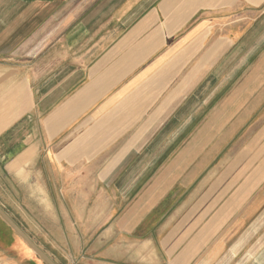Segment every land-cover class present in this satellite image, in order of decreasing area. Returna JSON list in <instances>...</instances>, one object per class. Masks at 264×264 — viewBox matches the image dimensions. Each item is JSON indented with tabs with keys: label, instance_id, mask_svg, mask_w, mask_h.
Wrapping results in <instances>:
<instances>
[{
	"label": "crops",
	"instance_id": "1",
	"mask_svg": "<svg viewBox=\"0 0 264 264\" xmlns=\"http://www.w3.org/2000/svg\"><path fill=\"white\" fill-rule=\"evenodd\" d=\"M0 168L55 264H264V0H0Z\"/></svg>",
	"mask_w": 264,
	"mask_h": 264
},
{
	"label": "rangeland",
	"instance_id": "2",
	"mask_svg": "<svg viewBox=\"0 0 264 264\" xmlns=\"http://www.w3.org/2000/svg\"><path fill=\"white\" fill-rule=\"evenodd\" d=\"M2 170L0 168V202L4 201L6 202L8 199H10V201H14L16 198L14 196H12V192L9 189H1L2 187V183H3V178L1 180V176H2ZM23 231L25 233H32L33 231L30 230L29 228H22ZM30 239L32 241H34L35 243H37V245L44 250L46 253H50L49 252V245H48V239H44L43 237L40 236H30ZM8 243V248H22L23 249V253L25 255V264H44L41 262V260L35 255L33 254V252L24 244L20 243L18 241L17 238H15V236L9 232L8 237H7V241H6V237L3 234L2 237V241L0 242V248H4V246ZM40 262H39V261Z\"/></svg>",
	"mask_w": 264,
	"mask_h": 264
},
{
	"label": "water",
	"instance_id": "3",
	"mask_svg": "<svg viewBox=\"0 0 264 264\" xmlns=\"http://www.w3.org/2000/svg\"><path fill=\"white\" fill-rule=\"evenodd\" d=\"M0 218L44 264H55L42 250H40L31 241V239L6 215V213L1 208Z\"/></svg>",
	"mask_w": 264,
	"mask_h": 264
},
{
	"label": "trees",
	"instance_id": "4",
	"mask_svg": "<svg viewBox=\"0 0 264 264\" xmlns=\"http://www.w3.org/2000/svg\"><path fill=\"white\" fill-rule=\"evenodd\" d=\"M10 232H12V234L15 236V238H17L18 239V241L20 242V243H22V244H24L25 246H26V244L21 240V239H19L14 233H13V231H11V229H10ZM39 261V260H38ZM40 262V261H39ZM42 262V261H41ZM43 263V262H42Z\"/></svg>",
	"mask_w": 264,
	"mask_h": 264
}]
</instances>
